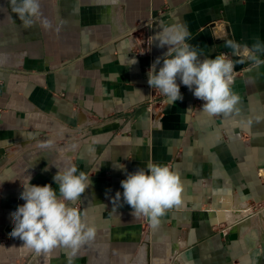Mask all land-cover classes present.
I'll return each mask as SVG.
<instances>
[{
	"label": "crops",
	"instance_id": "1",
	"mask_svg": "<svg viewBox=\"0 0 264 264\" xmlns=\"http://www.w3.org/2000/svg\"><path fill=\"white\" fill-rule=\"evenodd\" d=\"M40 5V20L25 27L10 0H0V43L6 32L32 43L15 55L0 51V264H69L68 249L38 254L10 236V214L24 203L23 182L51 184L58 193L53 178L68 163L90 176L76 204L95 229V239L76 252L72 264H132L146 228L151 243L172 246L181 264H264V64L236 63L233 90L240 101L229 116L203 111L204 101L198 105L179 78L183 99L167 103L147 75L168 51L156 39L162 26H186L187 42L200 60L232 53L225 47L229 39L249 48L257 40L264 45V0ZM110 8L125 13L121 21L111 17L108 26L102 20L109 21ZM44 18L52 26L46 37L35 38L34 27ZM149 23L150 43L136 44L131 38H140L138 25L145 30ZM257 55L264 60V52ZM162 65L161 59L157 71ZM48 140L53 147L42 149ZM73 144L61 157L59 150ZM150 161L171 164L183 184L181 203L156 226L132 216L122 198L113 202L127 174L147 170ZM248 218H254L250 231L257 237H246L253 244L231 229L236 219Z\"/></svg>",
	"mask_w": 264,
	"mask_h": 264
},
{
	"label": "clouds",
	"instance_id": "2",
	"mask_svg": "<svg viewBox=\"0 0 264 264\" xmlns=\"http://www.w3.org/2000/svg\"><path fill=\"white\" fill-rule=\"evenodd\" d=\"M115 2V0H114ZM12 11L16 13L25 27L40 20V0H10ZM43 26L51 28V22L44 18ZM190 36L186 26L170 24L162 26L156 39L159 46H168L162 58L158 57L148 69V84L166 97L167 103L182 100L180 82L193 92L194 97L204 101L202 110L210 116H229L238 111L240 96L234 92L236 63L252 62L259 67L264 64L257 53L264 52V45L257 40L249 48L234 40H226L225 47L232 50L233 60L228 54L220 53L214 59H198L201 53L190 45ZM163 65L157 71V65ZM42 149H51L53 141L41 143ZM60 149L61 157L66 151ZM58 168V167H57ZM58 193L51 184L43 186L23 182L20 199L24 203L12 212V238H19L26 249L35 253H49L55 248L70 250L69 264L72 257L83 246L95 239V229L83 219V213L75 207L82 194L91 185L90 176L79 171L74 163L58 168L54 176ZM123 193L117 191L114 201H121L132 209V216L145 217L153 226L160 222L168 209L179 205L182 199L183 184L179 174L171 164L149 162L147 170L139 168L128 173L121 181Z\"/></svg>",
	"mask_w": 264,
	"mask_h": 264
},
{
	"label": "rangeland",
	"instance_id": "3",
	"mask_svg": "<svg viewBox=\"0 0 264 264\" xmlns=\"http://www.w3.org/2000/svg\"><path fill=\"white\" fill-rule=\"evenodd\" d=\"M106 1L109 2V4L111 5L112 0H106ZM60 2L62 3L63 0H55V5L58 4V3H60ZM70 2H74V3L76 2V3H78L79 0H70ZM116 12L118 14H116ZM124 13H125V10L124 9H121L120 8L117 11V10H115L113 8L111 10V8H110L109 9V14L110 15H109V18H108L109 21L103 19L102 22H104V24H105L106 21L107 22H111V17L113 19L114 18L116 19V16L117 17L119 16L120 21H121V19L124 17ZM120 21H119L120 29L124 27V32H125V30L126 29L128 30V28H127V26H125V24H121ZM107 22H106L105 25H108L109 26L111 23H107ZM143 27H144V25L142 26V24L141 25H138V27H137V28H139V32L138 33H141L140 38L138 36H134V37L131 38V39H133V41L136 44H138L139 40H140V42H145L144 40H142L143 38L145 39V35H146L145 34L146 33V29L144 28L145 30H142ZM34 29H35V31H34L33 36L35 38H37V36H38L39 39H40V37L43 39L44 37H46V34L48 33V28L46 29L43 26L42 23H39L37 26L34 27ZM59 29H61V28H58V30ZM74 29H75V31H77L76 28H74ZM53 32H57V31L54 30ZM13 33L14 32H6L3 36H1L3 38L6 37V39H7L6 41H4V43H0V51H1V53H3V54L4 53H7L5 51V49H7V50H10L8 53H13L15 55L16 53H19L21 51L23 52L24 50H28V49H24V46H26L27 44L32 46L31 41H29V42H26V41L17 42V41H15V39L13 37ZM142 36H143V38L141 39ZM146 43L148 44V41ZM34 44H36V43H34ZM39 44H40V47H41V45H42L41 42ZM43 44H45V43L43 42ZM31 46L29 47V49L31 48ZM21 47H22V49H20ZM4 62L5 61H3V63ZM21 145H23V146H21ZM21 145H18V148H19V146L20 147H25V144H21ZM76 207L78 208V203L76 204ZM238 219H236L233 222V224H231V229L233 231L236 230L240 234L244 235L245 240L249 243V241L247 240V238L245 236L246 234H253V236H256L257 237L256 232L253 233V231H250L252 229L251 228V225L252 226L254 225V222L252 223V221H254V218H249V219L243 220V221L242 220L237 221ZM248 220H250V222ZM241 222H242L241 225H245L247 227V230L250 231V233H247V231H242V228L240 227L241 225H238ZM238 227H239V229L242 232L239 229H236ZM249 244H253V242H251ZM161 245L162 244H158L157 245V243H155V244L154 243H151V238L149 237V231L146 228V230L141 235H139V238L137 240V249L135 251L136 252V254H135L136 255L135 256L136 258L134 260V263H132V264H181V261L180 260L175 261V255H174L175 253H174V249L171 248L172 246L169 247V246L163 244V246H166L168 248H162L161 249L160 248ZM151 259H152V263H151Z\"/></svg>",
	"mask_w": 264,
	"mask_h": 264
},
{
	"label": "built area",
	"instance_id": "4",
	"mask_svg": "<svg viewBox=\"0 0 264 264\" xmlns=\"http://www.w3.org/2000/svg\"><path fill=\"white\" fill-rule=\"evenodd\" d=\"M145 29H146V35H145V39H144V41L145 42H147L148 41V43H150V40H151V37H152V25L149 23V24H147L146 26H145ZM221 53H226V54H228L233 60H235L234 59V57L232 56V53L231 52H229V51H226V50H224V51H222ZM240 71H238V70H235V76L239 73ZM197 103H198V105H202V103H203V101L202 100H200V99H197ZM124 120L126 119V118H123Z\"/></svg>",
	"mask_w": 264,
	"mask_h": 264
},
{
	"label": "bare ground",
	"instance_id": "5",
	"mask_svg": "<svg viewBox=\"0 0 264 264\" xmlns=\"http://www.w3.org/2000/svg\"><path fill=\"white\" fill-rule=\"evenodd\" d=\"M249 219V218H248ZM237 221H239V220H237ZM249 222H250V220H248ZM252 223H253V221H252ZM242 224V222L240 223V224H238V225H241ZM250 224V223H249ZM248 225V224H247ZM249 226V225H248ZM241 228H242V231H246L247 230V227L245 226V225H241L240 226ZM246 228V229H245ZM236 229H239V227L238 228H236ZM240 230V229H239ZM241 231V230H240ZM241 231V232H242ZM247 233H250L249 231H247ZM247 238L248 237H250V238H252L253 237V234H246L245 235ZM256 241V240H255ZM142 248V247H141ZM143 251V250H142ZM144 253V252H143Z\"/></svg>",
	"mask_w": 264,
	"mask_h": 264
}]
</instances>
